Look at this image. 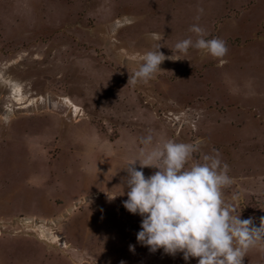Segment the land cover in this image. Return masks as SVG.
Instances as JSON below:
<instances>
[{
  "label": "rangeland",
  "instance_id": "rangeland-1",
  "mask_svg": "<svg viewBox=\"0 0 264 264\" xmlns=\"http://www.w3.org/2000/svg\"><path fill=\"white\" fill-rule=\"evenodd\" d=\"M194 24L226 55L178 53ZM156 45L172 60L128 83ZM168 141L197 146L188 166L218 151L225 204L259 225L264 0H0V264H198L139 245L123 207L124 169Z\"/></svg>",
  "mask_w": 264,
  "mask_h": 264
},
{
  "label": "clouds",
  "instance_id": "clouds-1",
  "mask_svg": "<svg viewBox=\"0 0 264 264\" xmlns=\"http://www.w3.org/2000/svg\"><path fill=\"white\" fill-rule=\"evenodd\" d=\"M189 31L196 39L177 42L178 53L187 54L195 48L213 58L226 55L225 41L206 39L205 30L198 24ZM160 49L156 45L145 52L128 83L148 82L162 70L160 66L166 59L172 60ZM152 139L148 135L142 143L151 144ZM196 151L194 144L168 141L150 151L141 150L124 169L127 175L120 186L127 199L123 207L141 218L136 240L150 253L162 250L172 257L182 254L185 262L198 258V264H243L250 249L264 247V217L257 226L251 217L241 219L242 211L234 214L236 208L226 205L222 195L223 188L232 183L229 166L222 163L218 151L203 155L202 163L188 166ZM146 167L158 171L146 177ZM129 250L135 252V245H130Z\"/></svg>",
  "mask_w": 264,
  "mask_h": 264
}]
</instances>
